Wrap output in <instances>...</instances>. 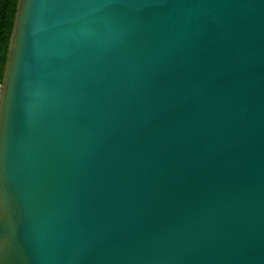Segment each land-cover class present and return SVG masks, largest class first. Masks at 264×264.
<instances>
[{"label":"water","instance_id":"1","mask_svg":"<svg viewBox=\"0 0 264 264\" xmlns=\"http://www.w3.org/2000/svg\"><path fill=\"white\" fill-rule=\"evenodd\" d=\"M0 264H264V0H17Z\"/></svg>","mask_w":264,"mask_h":264},{"label":"trees","instance_id":"2","mask_svg":"<svg viewBox=\"0 0 264 264\" xmlns=\"http://www.w3.org/2000/svg\"><path fill=\"white\" fill-rule=\"evenodd\" d=\"M17 0H0V83Z\"/></svg>","mask_w":264,"mask_h":264}]
</instances>
